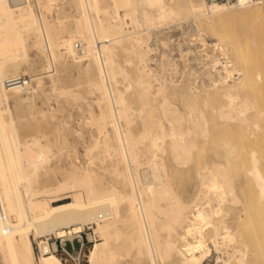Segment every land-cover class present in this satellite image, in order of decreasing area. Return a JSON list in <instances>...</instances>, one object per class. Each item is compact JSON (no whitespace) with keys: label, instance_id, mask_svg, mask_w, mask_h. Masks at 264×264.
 Returning <instances> with one entry per match:
<instances>
[{"label":"bare ground","instance_id":"obj_1","mask_svg":"<svg viewBox=\"0 0 264 264\" xmlns=\"http://www.w3.org/2000/svg\"><path fill=\"white\" fill-rule=\"evenodd\" d=\"M35 1L39 11L32 0H0V264H65L43 237L54 234L73 239L87 225H93L94 235L89 236L96 239L89 264H122L123 260L129 264L127 258L134 264H206L214 254L215 264H257L264 257L260 256L264 216L261 219L253 209L257 204L264 208V148L248 147L247 135L242 133L247 148L240 153L245 146L237 132L253 126L264 133V2L70 0L76 11L71 24L65 20L66 11L58 8L57 18H49L58 0ZM244 19L260 24L257 33L247 24L251 34L243 25L246 32L241 30L239 36L246 39L242 41L234 25ZM169 20H194L196 39L202 46L207 45V36L214 42L213 53L219 50L226 56L219 70L218 56L205 54L211 63L206 73L211 88L198 90L193 85L173 84L172 78L160 80L150 67L154 48L149 45L152 33L148 30ZM30 46L45 55L44 73L66 102L83 96L69 88L76 68L87 81L88 93L96 94L98 111L91 109L89 118L82 119L94 127L87 146L84 143V164L71 161L64 170L55 162L61 159L60 151L70 147L63 133L67 129L59 126L56 136L52 139L51 133L46 141L41 133L49 126L27 120L25 114L22 117L27 121L22 123L20 114L10 113L9 105L2 106L10 97L21 100L31 90L44 89L42 77H28L30 68L24 67L26 72L22 68L29 62ZM64 57L67 61L71 57L72 66L70 62L64 65ZM164 58L160 66L173 68ZM123 62L132 66L133 76ZM57 64L62 72L58 84L52 73ZM11 80L16 81L8 83ZM153 80L159 82L153 84ZM122 82L124 88L119 86ZM178 97L188 104L187 111L173 101ZM87 98L81 102L87 104ZM207 110L220 127L215 125L216 131L225 137L219 143L221 152L205 157L195 151L198 140L214 132ZM137 119L142 122L139 131L133 128ZM233 129L239 130H235L240 135L235 141L240 143L233 142ZM53 144L59 151L55 156ZM99 162L108 165L101 168ZM101 169L111 179L106 180ZM57 170L64 171L62 180H55ZM252 189L258 202H252Z\"/></svg>","mask_w":264,"mask_h":264},{"label":"rangeland","instance_id":"obj_2","mask_svg":"<svg viewBox=\"0 0 264 264\" xmlns=\"http://www.w3.org/2000/svg\"><path fill=\"white\" fill-rule=\"evenodd\" d=\"M18 1V0H17ZM67 1H70V0H58L57 1V4L59 5H56V8H55V10L53 11V12H51V13H49L48 14V16H49V18L51 17L52 18V16H53V19H56L57 18V8L59 9V12H64V11H66V12H64V14L67 16L66 18H65V20L67 19V22H69V23H71L72 24V22L74 21L73 19H74V17H75V15H76V11H75V8L73 7V8H71L72 7V5L69 3V2H67ZM32 3L35 5V9L36 10H38L39 8H38V5L36 4L37 3V1H35V0H32ZM62 4V5H61ZM68 4V5H67ZM36 6H37V8H36ZM58 6V7H57ZM61 9V10H60ZM63 9H66V10H63ZM57 10V11H56ZM73 10H74V12H73ZM39 11V10H38ZM69 12V13H68ZM55 13V14H54ZM70 13H71V15H70ZM69 14V15H68ZM73 14H74V17H73ZM54 15H55V18H54ZM70 16H72V17H70ZM70 17V18H69ZM50 18V19H51ZM69 18V19H68ZM52 20V19H51ZM194 20H187V22H185V21H179L180 23H178V21H174L173 20V22H172V20H171V22H170V20L169 21H166V22H168L167 24L165 23L164 24V22L165 21H161V23L163 24H161L160 26H159V24L160 23H157V24H155V25H153V26H157V27H152V30H150L149 28H151V27H149L148 29V31H150V33H152V34H150V40H149V42L151 43H149V45L151 46V47H153L154 48V52H152V57H153V59H152V61L153 62H149V65H150V67H152V68H154L155 69V72L158 74V76H159V79L160 80H164V77H165V79L166 80H168V81H170V80H174V83L173 84H178L179 83V85H181V83H182V86H184V87H192L191 85H193V88H196V89H198V90H204V89H209V88H211V86H212V84H210V83H212L211 82V80H210V76L209 75H207L206 73L209 71V65H211V63H210V59L209 58H205L206 56H205V54L206 53H209L210 55H212V54H215L216 56H218L217 58L219 59V61H220V64L217 66L218 67V69L220 70L221 68H222V65L224 64V63H226V61H227V58H226V56L224 55V54H222L221 52H219V50H215V52L213 53V51H212V43H214L209 37H207V36H205V38H206V42H207V45L206 46H202V43L201 42H199V40H197L196 38L198 37L197 36V27H195L196 26V23H195V21L193 22ZM244 21H246V22H244ZM251 21H254V20H251V19H244V20H239V21H237V23L238 24H235V22H234V31H235V29L237 28V31L239 30V33L237 32V31H235L237 34H238V37L239 38H241L242 39V41H244L243 39H246L245 37H243V36H239V34L241 33V30H243V31H245V29L246 28H248V29H246L248 32H246V33H249V34H251L252 32V30H250L251 29V27H249V26H253V31L255 30H257V28H258V30L257 31H259V25L258 24H260L259 22H251ZM251 22V23H250ZM170 23V24H169ZM178 24V25H177ZM184 24V25H183ZM248 26V27H246L245 29L242 27L243 25L244 26H246V25ZM264 23L261 25L262 27H263V29H264ZM255 26V27H254ZM155 30H154V29ZM196 28V29H195ZM243 28V29H242ZM189 29V30H188ZM195 31H194V30ZM155 31V32H152V31ZM242 31V32H243ZM257 31L255 32V33H257ZM156 33V34H155ZM154 34V35H153ZM190 34V35H189ZM192 34V35H191ZM236 34V35H237ZM157 37H156V36ZM240 35H242V34H240ZM153 37V38H152ZM243 37V38H242ZM161 40H163V41H161ZM163 44H162V43ZM189 49H191L192 50V53L190 52V50ZM38 51V52H37ZM189 52V53H188ZM38 53V54H37ZM163 53H165L164 55H163ZM183 53V54H182ZM191 53V54H190ZM217 53V54H216ZM28 61L29 62H27L25 65H23V70L25 71L26 69H29L30 68V72L28 71V70H26L28 73H29V75H28V73H27V76L29 77L30 75L31 76H36V77H42V79L44 80L43 82H44V89L43 90H38V91H33V90H31V91H29L28 93H26V97H27V95H28V100H27V98H23V99H21V100H17V98H13V97H10V99H9V101L8 102H5V104L3 105L2 104V106H6L7 108L10 106V113L11 112H13L12 114H17V115H19V116H17L18 117V120L19 121H21L22 120V123H25L27 120H33L34 119V122H37L38 121V123H40L41 122V124H43V125H45V126H49V128H50V130H49V128H46V130H45V134L44 133H41L42 134V137L44 136L45 137V139H46V141H47V139L53 134V136H51V138L53 139L54 138V136H56V132H55V130H58L59 128H65V129H67V130H65V129H63V133L64 134H66L65 135V137H67V141L69 142V144H68V142H67V144L70 146V147H68V149H67V145H66V147H65V149H63V150H65V151H63V150H61L60 151V153H61V155L60 154H58L57 152H59L58 150H57V148L54 146V144L52 145V149H54L52 152L53 153H55L54 154V156L55 155H57L58 154V157H60L61 156V159H60V161H59V159L58 158H56L55 159V162L56 163H60V165H62V167L64 168V170L65 169H69L70 168V163H71V161H76V162H80L81 164L83 163H86L87 162V156H85L86 155V144H88L89 143V141L90 140H88L89 138H90V136H91V130H93V126H90V125H88L87 124V121L85 122V120H82V119H88L89 118V116H90V110L91 109H94L95 111L97 110L98 111V108H97V105H95L96 103H95V100H96V94L95 93H93V94H91L90 92L88 93V88H87V90H86V87H88V85H86V83H87V81H84L83 80V78H81L82 76H80L79 74H78V70H77V68L75 69V70H73V76L75 77L76 75H79V77H80V80L82 79V81H81V83H80V80H78L79 78L77 77H72V79H70L71 81L74 79V81H75V83H74V81H72L71 83L72 84H70L69 82H67L66 84H70L69 85V88H70V86H71V88L70 89H75V91L77 92V90H79V92H83V96H81L80 97V100H74V102H72V101H69V102H66L63 98H61V97H63V96H61L60 95V89L57 87L55 90H57V91H59V92H57V91H55L53 88H52V86H53V84L55 83L54 81V83H51V81H52V79L48 76V74L46 73H44V69H43V66H44V64L46 63V57H45V55L44 54H42V53H40V51L36 48V47H34V46H30L29 48H28ZM166 54H168V57H166L167 55ZM188 54V55H187ZM197 54V55H196ZM30 55H31V57H30ZM40 55V59H39V56ZM43 55V56H42ZM182 55H183V57H182ZM201 55V56H200ZM162 56H164V57H162ZM197 56V57H196ZM42 57H43V61H42ZM155 57V58H154ZM202 57V59L204 58V61H201L200 60V58ZM71 57H68V61H67V57H66V59H65V57L62 59V62L63 63H65L64 65H67L69 62L71 63H69L71 66H72V62H73V60L71 59ZM164 58L165 60L167 59L168 60V64H171V65H168V66H173V64H174V66L176 67V69H173V68H175L174 66H173V68H169V67H167L166 66V69L164 70L163 68H162V66H160V63L162 62V61H160V60H162V59ZM206 59V60H205ZM31 60V61H30ZM32 60H35L34 62L32 61ZM41 60V61H40ZM166 60V61H167ZM209 60V61H208ZM40 61V62H39ZM165 61V62H166ZM170 61H172L171 63H169ZM175 61V62H174ZM201 61V62H200ZM31 62V63H30ZM36 62H37V64H36ZM67 62V63H66ZM204 62V63H203ZM208 62V63H207ZM34 65H33V64ZM207 65H206V64ZM68 64V66H70ZM123 64L126 66V64L123 62ZM27 65V66H26ZM33 66V68H32V66ZM128 65V64H127ZM221 68H220V67ZM24 67L26 68V69H24ZM130 67H132L131 65H128V66H126V68L128 69V71L130 72V74L133 76L134 75V71H133V68L131 69ZM57 68L59 69V66H58V64H57ZM75 68V67H74ZM73 68V69H74ZM160 68H162L163 69V71H162V69L160 70ZM53 69V71H52V73L54 74V79H55V81L57 82V84H58V81L57 80H59V78L61 77V76H59V75H61L62 74V72L60 71V69L58 70L57 69V71L56 70H54V67L52 68ZM170 71V72H168V71ZM175 70H176V72H175ZM25 71V72H26ZM38 73H37V72ZM42 71V72H41ZM165 71H167L166 72V74H165ZM33 72H34V74H33ZM57 72L59 73V74H57ZM40 73H41V75H40ZM163 73V74H162ZM172 75H171V74ZM193 73V74H192ZM33 74V75H32ZM36 74V75H35ZM164 74H165V76H164ZM174 74V75H173ZM176 74V75H175ZM43 75V76H42ZM46 75V76H45ZM169 75H171V76H169ZM173 76V77H172ZM235 76H238V74H237V72L235 73ZM56 77L58 78V79H56ZM162 77H163V79H162ZM167 77V78H166ZM172 78V79H171ZM85 79V78H84ZM172 80V81H173ZM186 80V81H185ZM48 81V82H47ZM78 81H79V83H78ZM77 82V83H76ZM156 82V83H155ZM159 82V81H158ZM157 81H154L153 80V84L155 83V84H157L158 83ZM33 84L32 85H35V83H34V81L32 82ZM50 83V84H49ZM123 83V82H122ZM122 83H119V86H120V88H124V86H125V82L122 84ZM52 84V85H51ZM77 85H78V88H77ZM50 86H51V88H52V90H54V91H51V88H50ZM48 87V88H47ZM74 87V88H73ZM81 88L82 89H84L83 91L81 90ZM48 89H49V91H48ZM59 89V90H58ZM77 89V90H76ZM46 90V91H45ZM42 91H44V92H42ZM48 91V93H45V92H47ZM51 91V92H50ZM87 91V92H86ZM36 92V93H35ZM58 94H57V93ZM86 92V93H85ZM43 93H45L46 94V96H45V94L44 95H42ZM54 93H56V95H58V96H60V97H58V96H56ZM89 94H91V95H89ZM95 94V95H94ZM36 95V96H35ZM42 95V96H41ZM47 95H49V96H47ZM87 95V96H86ZM30 96V97H29ZM56 97V98H55ZM84 97H88L87 98V104H86V100H85V102L84 103H82L83 102V100H84ZM62 99H63V102H65V104L62 102ZM81 99H83V100H81ZM86 99V98H85ZM52 100V101H51ZM55 100V101H54ZM30 103H28V102ZM76 101H82L81 103L79 102H76ZM174 102H175V104L181 109V110H183V111H187L188 110V104L187 103H185L180 97H178V98H176V99H174L173 100ZM24 104H23V103ZM45 102V103H44ZM50 102V103H49ZM61 102H62V104H61ZM94 102V103H93ZM9 103V104H8ZM18 103V104H17ZM40 103V104H39ZM60 103V104H59ZM67 103V104H66ZM69 103V104H68ZM74 103V104H73ZM93 103V104H92ZM16 104H17V106H16ZM9 105V106H8ZM18 105H20V107H18ZM26 105V106H25ZM61 105H62V107H61ZM64 105H68V106H65V107H68L67 109L65 108L64 109ZM74 105V106H73ZM77 105H82V107L80 106V107H78ZM89 105V106H88ZM35 106V107H34ZM58 106H60V107H58ZM73 106V107H72ZM184 106H186V107H184ZM5 107V108H6ZM23 107V108H22ZM31 107V109L32 110H34V111H32L31 109H29ZM40 107V108H39ZM92 107V108H91ZM39 108V109H38ZM46 108V109H45ZM58 108H60L61 109V111H60V109H58ZM79 108H81V109H79ZM83 108V109H82ZM86 108V109H85ZM8 109V110H9ZM41 109V110H40ZM87 109H89L88 111H86ZM17 110H18V112H17ZM51 110V111H50ZM58 110V111H57ZM14 111H16V112H14ZM26 111V112H25ZM29 111H30V113H31V115L33 114V113H35L36 112V114H37V116L34 118V116L32 115V117H31V115H29L28 116V113H29ZM39 111H41V112H38ZM56 111V112H55ZM77 111V112H76ZM33 112V113H32ZM43 112H44V114H43ZM55 112V113H54ZM64 112V113H63ZM80 112V113H79ZM87 112V113H86ZM29 113V114H30ZM41 113H42V116H41ZM55 115H54V114ZM208 113H211L209 110H207V114ZM23 114H25V115H23ZM27 114V115H26ZM38 114L40 115V117H42L44 120H46L45 122H43L44 120L42 119V118H39L38 117ZM47 116H46V115ZM53 114V115H52ZM78 114V115H77ZM22 115H23V117L24 116H27V120L26 119H24V118H26V117H22ZM52 116V117H51ZM56 116V117H55ZM64 116V117H63ZM85 116H86V118H85ZM211 116V114L209 115L208 114V117H209V119L211 120L210 121V124H211V126H210V129L211 130H214V132L216 131V127H219L217 124H216V120L215 119H213L212 117H210ZM14 117V116H13ZM17 117H14L15 119L17 118ZM23 119H22V118ZM49 117H51V118H54V120H50L49 119ZM70 117V118H69ZM83 117V118H82ZM30 118V119H29ZM37 118H39V119H37ZM49 119L51 122H52V124H53V129H52V124H51V122L48 120L47 121V119ZM40 119H42L43 121H41ZM61 119V120H60ZM18 120H16V121H18ZM23 120L25 121V122H23ZM68 120V121H67ZM70 120V121H69ZM139 120V121H138ZM215 120V121H214ZM57 121V122H56ZM61 121V122H60ZM73 121V122H72ZM80 121V122H79ZM212 121H213V123H212ZM84 122H85V124H84ZM21 123V124H22ZM59 123V124H58ZM62 125H61V124ZM215 123V124H214ZM20 123H19V125H20V133H21V135H23V136H25L24 134H22L23 133V131H24V127L21 125ZM69 124H70V126H69ZM214 124V125H213ZM50 125H51V127H50ZM66 127H65V126ZM215 125H217L216 127H215ZM44 126V127H45ZM60 126V127H59ZM64 126V127H63ZM141 126H142V122H141V120L140 119H137L136 120V122L134 123V125H133V128H134V130L135 131H139L140 130V128H141ZM213 126V127H212ZM23 127V128H22ZM59 127V128H58ZM69 127H71V128H69ZM262 127H264V124H262ZM213 128V129H212ZM216 128V129H215ZM220 128V127H219ZM218 128V129H219ZM253 128V129H252ZM53 131H52V130ZM83 129V130H82ZM90 129V130H89ZM218 129H217V131H218ZM255 127H253V126H251L250 128H249V132L247 131V130H244V132H242L243 131V129H239V130H237V129H235V130H237V131H239V132H237V133H239L240 135H241V138H239V139H241L242 140V144H243V141H245V140H243L245 137H244V135L246 134L247 136H249V138L246 136V138L245 139H248V141L245 143L246 145H248V147H250V146H254L255 148H261V149H263L264 148V137H263V135H264V133L263 134H261V132H263V130L261 131H259V129H256ZM261 129V128H260ZM22 130V131H21ZM68 130H69V132H68ZM79 130V131H78ZM82 130V131H81ZM89 130V131H88ZM210 130V131H211ZM235 130L233 129V131H232V135H233V137H232V139H233V142H239L240 140H238V141H235V139L237 140V138H238V135L239 134H237L236 132H235ZM49 131V132H48ZM52 131V132H51ZM81 131V133H79ZM215 132V134H214V132L213 131H211L212 133H211V136L209 135V137L207 138V139H201V140H198V148H197V150L195 151V153H203V155L205 156V157H208L210 154H212V153H219V152H221V146L219 145V143L221 144V142H222V140H221V138H223V137H225L224 136V134H223V137H222V131H219V132H221V134L219 133V132ZM245 131H247L246 133H245ZM256 131V132H255ZM67 132V133H66ZM229 132V131H228ZM231 132V131H230ZM251 132H252V135H251ZM52 133V134H51ZM56 133V134H55ZM69 133V134H68ZM218 133V134H217ZM242 133L244 134V135H242ZM250 133V134H249ZM40 134V135H41ZM47 134H48V137H47ZM50 134V135H49ZM212 134H214V135H212ZM226 135H227V133H225ZM229 134V133H228ZM237 134V135H236ZM249 134V135H248ZM254 134V135H253ZM81 135V136H80ZM90 135V136H89ZM220 135H221V137H220ZM232 135H230L229 134V137H231ZM239 135V136H240ZM251 135V136H250ZM255 135H256V137H255ZM259 135V136H258ZM26 136H29V135H26ZM253 136V137H252ZM261 136V137H260ZM31 138H32V136H30ZM30 137H22V139L23 140H25V139H31ZM41 136H40V139L42 138ZM43 137V138H44ZM227 137H228V135H227ZM228 137V138H229ZM237 137V138H236ZM244 137V138H243ZM41 139L42 141H43V143H45L44 142V140L45 139ZM50 138V139H51ZM210 138V139H209ZM252 138V139H251ZM221 141H220V140ZM231 139V138H230ZM257 139V140H256ZM261 139V140H260ZM84 140V141H83ZM88 141V143H87V141ZM204 140V141H203ZM218 140V141H217ZM83 141V142H82ZM203 141V142H202ZM208 141V142H207ZM254 141V142H253ZM71 142V143H70ZM200 142H201V144H203V145H201L200 144ZM259 142V143H258ZM262 142V143H261ZM52 143V142H51ZM81 143V144H80ZM84 143H85V148H84ZM240 143V142H239ZM251 145H250V144ZM259 144V146L258 145H255V144ZM260 143L263 145H261L260 146ZM207 144V145H206ZM242 144H241V146H242ZM245 144H243V146H245ZM204 147V149H202L201 148V150L202 151H200L199 149V147ZM54 147V148H53ZM69 148H71V152H67L68 150H69ZM214 148H215V150H214ZM242 148V147H241ZM245 148H247V146H245L244 148H242L239 152L240 153H243V152H245V151H243L242 152V150L244 149L245 150ZM251 148V147H250ZM240 149V148H239ZM56 150V151H55ZM73 150V151H72ZM204 150V151H203ZM218 150H220V151H218ZM248 150V149H247ZM62 151H63V153H62ZM51 152V153H52ZM67 152V153H66ZM85 152V153H84ZM206 153V154H205ZM246 153V152H245ZM248 153V152H247ZM67 155V156H66ZM54 156L53 157H51L53 160L52 161H54ZM74 158V159H73ZM80 158V159H79ZM85 158V159H84ZM168 158V157H167ZM76 159V160H75ZM70 161V162H69ZM101 163L99 162V166H101V168L102 167H106L107 165H108V162H106V163H104V164H101ZM102 170V172H103V170L104 169H101ZM59 171V172H58ZM62 172H64V171H62V170H57L56 172H55V180L57 181V180H62L61 178L63 177L62 176ZM103 175H104V177H105V179L106 180H109V179H111L110 177V174H108V172L106 171L105 172V170H104V173H103ZM186 181L187 180H182V182L185 184L186 183ZM255 190V189H254ZM253 189L251 190V191H253V196L254 197H252L253 198V201L252 202H258L259 200H257L258 199V197H257V192L255 193V191H254ZM250 194H251V192H250ZM256 195V196H255ZM255 197H257V199H255ZM254 199H255V201H254ZM66 200H68V199H66ZM254 205H256V203L254 204ZM258 206V204L256 205V207ZM263 206V205H262ZM256 207H254V211H255V213L257 212V216L258 217H260L261 219H262V215L264 216V211H263V213H261L262 211L261 210H264V208L263 209H261L259 206V208L261 209H259L258 211H256ZM264 207V206H263ZM256 208V209H255ZM256 216V215H255ZM92 226L93 225H87L86 227H85V230L83 231V237H84V239H85V241H86V248H85V250H84V252H83V255H82V264H89V260H88V255H89V253H90V250H91V248H92V246L94 245V243H95V238H91L89 235L90 234H93L94 235V233H93V228H92ZM35 247H36V244H35ZM37 251V250H36ZM260 254V253H259ZM263 254H264V251L262 252V254H260V256L262 255V257H263ZM61 259H62V257H61V255H58ZM214 256H215V254H214ZM214 256H212L207 262H206V264H215V257ZM257 258H259V255L257 256ZM256 258V259H257ZM264 258V257H263ZM263 258L262 259H257V261H258V263L257 264H263ZM212 259V260H211ZM132 259L131 258H127L126 259V261H127V263H129V264H134V262H133V260L131 261ZM259 260L262 262H259ZM62 261L64 262V260L62 259ZM130 261H131V263H130ZM213 261H214V263H213ZM125 264V260H123L122 261V264Z\"/></svg>","mask_w":264,"mask_h":264},{"label":"built area","instance_id":"obj_3","mask_svg":"<svg viewBox=\"0 0 264 264\" xmlns=\"http://www.w3.org/2000/svg\"><path fill=\"white\" fill-rule=\"evenodd\" d=\"M207 1H221L225 3H233L237 0H207ZM264 2V0H250ZM16 80L8 81L11 83ZM83 235V234H82ZM82 235H76L73 239L66 236H55L50 234L47 237H43L49 243L51 251L57 255H61L65 264H82V255L86 248V241ZM36 250L39 254V247L36 243Z\"/></svg>","mask_w":264,"mask_h":264}]
</instances>
